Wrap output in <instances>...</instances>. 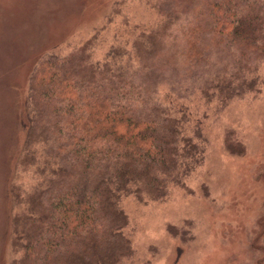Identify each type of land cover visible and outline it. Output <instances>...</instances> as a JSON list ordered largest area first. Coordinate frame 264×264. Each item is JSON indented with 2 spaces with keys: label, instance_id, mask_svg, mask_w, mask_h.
Returning a JSON list of instances; mask_svg holds the SVG:
<instances>
[{
  "label": "trees",
  "instance_id": "obj_1",
  "mask_svg": "<svg viewBox=\"0 0 264 264\" xmlns=\"http://www.w3.org/2000/svg\"><path fill=\"white\" fill-rule=\"evenodd\" d=\"M150 1L155 25L130 29L101 56L94 33L39 60L17 160L35 184L10 188L25 205L8 232L11 264H122L134 252L122 198L162 202L187 186L204 160L210 102L219 111L260 93L264 0ZM232 136L227 150L241 153Z\"/></svg>",
  "mask_w": 264,
  "mask_h": 264
},
{
  "label": "rangeland",
  "instance_id": "obj_2",
  "mask_svg": "<svg viewBox=\"0 0 264 264\" xmlns=\"http://www.w3.org/2000/svg\"><path fill=\"white\" fill-rule=\"evenodd\" d=\"M157 16L150 0H0V264H11L8 232L15 212L25 208L10 188L14 181L35 184L17 160L39 60L69 52L94 33L101 56L130 29L153 27ZM258 75L259 94L234 97L219 111L210 102L200 124L204 160L187 186L172 188L162 202L122 198L129 219L124 234L134 248L122 264H264V58ZM174 100L194 104L193 96ZM229 133L241 153L227 150Z\"/></svg>",
  "mask_w": 264,
  "mask_h": 264
}]
</instances>
